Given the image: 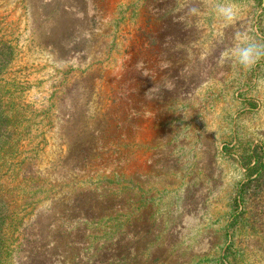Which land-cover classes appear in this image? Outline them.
<instances>
[{
	"label": "rangeland",
	"instance_id": "obj_1",
	"mask_svg": "<svg viewBox=\"0 0 264 264\" xmlns=\"http://www.w3.org/2000/svg\"><path fill=\"white\" fill-rule=\"evenodd\" d=\"M197 3L0 0V264H264V60L216 62L264 42V0L234 27Z\"/></svg>",
	"mask_w": 264,
	"mask_h": 264
},
{
	"label": "clouds",
	"instance_id": "obj_2",
	"mask_svg": "<svg viewBox=\"0 0 264 264\" xmlns=\"http://www.w3.org/2000/svg\"><path fill=\"white\" fill-rule=\"evenodd\" d=\"M201 5L210 7L216 18L226 27H234L239 22L240 7L236 0H201V3L189 6L186 13L189 16L199 17L203 10ZM262 60H264V42L252 38L247 29L235 27L230 42L216 58L218 65L232 61L245 70L252 69ZM260 83L264 84V80Z\"/></svg>",
	"mask_w": 264,
	"mask_h": 264
},
{
	"label": "trees",
	"instance_id": "obj_3",
	"mask_svg": "<svg viewBox=\"0 0 264 264\" xmlns=\"http://www.w3.org/2000/svg\"><path fill=\"white\" fill-rule=\"evenodd\" d=\"M141 23H139L138 27L136 28V33L134 34L135 35V39H137V41H140L141 43H148V44H151L155 41L158 40L159 36H158V33L156 31V29L153 28L154 25H151L149 19L145 20L144 18H142L140 20ZM122 28L120 27L119 30H121ZM115 93V91H114ZM113 93V95H114ZM114 101V100H113ZM112 101V102H113ZM53 106H57V104H53ZM16 112L17 110L14 109L13 113L15 115H12L13 118H15L17 115H16ZM6 114V113H5ZM8 115V113H7ZM106 116L108 117L107 113H106ZM11 117V118H12ZM2 118H5V115L3 114H0V120ZM12 118L13 121H15L14 119ZM112 118V117H110ZM117 118V116L114 117V119ZM2 121V120H1ZM22 125L18 122V125L17 123L13 122L12 121H9V122H6L4 124H0V138H6L8 140V143H13V142H20V140L22 139L21 137H17L19 135L22 134L23 130H20L22 129ZM28 128V127H27ZM28 129H26L27 131ZM29 132V130H28ZM17 135V136H16ZM254 152V151H253ZM19 156V153L17 154H14V159L16 160ZM3 158V157H1ZM261 159L259 160L256 155H251L249 157H243V162H244V166L249 170V181L248 183H251L253 181H257L258 179L253 176H255L257 174V177L259 178L260 175H261V171H260V164H261ZM253 164V166H252ZM3 167L0 166V171L2 170ZM21 169V167H20ZM18 173V172H17ZM23 183L26 184L27 181H21L19 184H17V188H21L20 191H18L19 193L18 194H22V196H17L15 197V204L16 206H18V208L21 206V205H24V208L25 209H28L32 204H34V200H36L35 198L38 197L39 195V191H36V196H31V195H25V193H22L21 191L25 192L22 188H23ZM5 185V183H3L2 181V177L0 176V191H2V187ZM30 186V185H29ZM8 187V186H6ZM32 188V193L34 191V186L31 185ZM8 198V196L6 197L5 196V193L2 194V196H0V201L2 200V198ZM16 196V195H14ZM17 198V199H16ZM18 198H21L22 202H19L18 201ZM27 204V206H25Z\"/></svg>",
	"mask_w": 264,
	"mask_h": 264
}]
</instances>
